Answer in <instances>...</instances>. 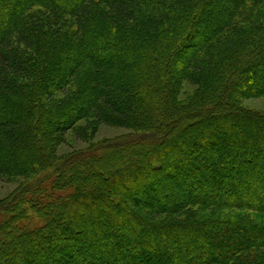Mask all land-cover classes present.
Returning a JSON list of instances; mask_svg holds the SVG:
<instances>
[{"label":"trees","instance_id":"obj_1","mask_svg":"<svg viewBox=\"0 0 264 264\" xmlns=\"http://www.w3.org/2000/svg\"><path fill=\"white\" fill-rule=\"evenodd\" d=\"M260 95L264 0H0V264H264Z\"/></svg>","mask_w":264,"mask_h":264},{"label":"rangeland","instance_id":"obj_2","mask_svg":"<svg viewBox=\"0 0 264 264\" xmlns=\"http://www.w3.org/2000/svg\"><path fill=\"white\" fill-rule=\"evenodd\" d=\"M255 77L258 76L255 75ZM68 93L69 91L65 94L67 95ZM241 103L248 109L264 113L263 95L242 99ZM131 132V130L124 127L114 126L104 122L100 123L96 116L92 114L90 117L80 120L64 137H60L63 141L59 144H55V156L57 158L65 159L73 154L89 151L98 144H104L121 139L131 134ZM57 141L58 139H56V142ZM145 152L148 153L150 150L146 148ZM25 181V177H17L12 180H1L0 202L9 198L12 194L18 191L21 186H23Z\"/></svg>","mask_w":264,"mask_h":264}]
</instances>
